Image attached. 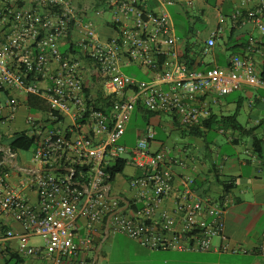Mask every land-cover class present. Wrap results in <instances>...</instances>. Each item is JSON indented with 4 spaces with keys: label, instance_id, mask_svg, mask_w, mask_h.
Wrapping results in <instances>:
<instances>
[{
    "label": "built area",
    "instance_id": "1",
    "mask_svg": "<svg viewBox=\"0 0 264 264\" xmlns=\"http://www.w3.org/2000/svg\"><path fill=\"white\" fill-rule=\"evenodd\" d=\"M195 2L107 0L89 7L78 0H0V264H88L86 253L109 217V230L151 249L206 252L220 238L219 251H250L227 242L225 216L235 196L201 195L189 175L176 184L174 168L185 161L152 149L153 126L135 145L121 143L139 103L190 128L208 120L220 98L264 88V40L252 39L224 67L215 60L198 66V54L213 53L223 36L222 25L204 41L200 29L190 35L199 53L189 64L169 6L194 11ZM107 11L115 35L102 38L96 19ZM225 18L220 12L223 25ZM230 20L232 29L249 22L264 35V0H241ZM131 65L149 77L123 72ZM93 79L114 100L109 113L88 95ZM31 94L57 115L29 113L16 125ZM16 133L34 138L30 151L9 145ZM21 153L30 154L26 165ZM120 157L139 171L129 180L134 195L125 197L127 207L112 191L108 170ZM34 237L42 243H32ZM253 251L264 255V241Z\"/></svg>",
    "mask_w": 264,
    "mask_h": 264
},
{
    "label": "crops",
    "instance_id": "2",
    "mask_svg": "<svg viewBox=\"0 0 264 264\" xmlns=\"http://www.w3.org/2000/svg\"><path fill=\"white\" fill-rule=\"evenodd\" d=\"M78 1L83 4H87L89 7H92L103 5L107 0ZM240 1L241 0H217L216 5L218 10L226 15V18H230L232 12L235 10ZM258 2L259 0H253V3ZM178 5L180 4H175L172 6ZM170 7L171 6H169V9ZM171 15L175 25L172 12ZM105 16H107L105 21L100 22L105 18ZM110 17L111 15L107 11L105 15L96 19V26L105 25L108 29V35L106 37H103L100 34L102 38H108L112 35H115V30L110 24ZM226 18L224 23L226 22ZM221 25L224 28V34L221 39L219 38L218 41L221 42L224 48L219 51L222 54L227 52L224 51L225 48H227V45H224V41L232 43L235 40L240 43L250 42L252 39H257L260 41L264 40V35L261 34L259 29L252 23L248 22L243 24L235 30L231 27H226V25H223V23H221ZM229 37H231L230 40ZM67 46L68 45H65L63 48L66 49ZM216 52L218 51L214 49L212 54L215 55ZM229 52V55L236 53L235 51ZM258 58H260V56H258ZM205 62L206 61L204 59H199L197 63L200 68H203L206 66ZM219 62L216 61L218 65H220ZM226 65L227 59L225 64L220 66L224 67ZM141 73L142 75H145L146 78L149 77V74L145 71H141ZM88 80H91V78ZM89 84L91 85V90H89L90 95L92 93L95 95V97H99L102 91L104 97V89L101 85L95 83L94 79L90 81ZM239 92L241 96H239L237 100H227V97L230 95L229 94L220 98L217 103L212 104V106H215L214 108H216L218 112H216L211 106V116L212 114H216L218 117H220L223 115H231L237 112L239 120L241 111H246L247 122L244 124L239 120L245 126L246 131L233 130L231 128L225 127L220 128L219 126L217 127L219 128V132L226 134L228 137V143H232L236 146L244 144V153L248 156L247 159H243L241 157L242 152H240V149L236 150L235 153H231L227 150H223L222 145H218L214 141H210L211 145H206L205 141L201 137L191 134H182V131L178 128L177 124L174 123V119L171 115L170 122H163L162 120L158 119L156 123H152V117L150 119L149 125L153 126L157 131L156 139L151 143V147L155 142L159 141L157 138L159 135V130L157 127L161 126L165 134L168 133V135H171L172 132L176 130L181 136L190 138V143L184 145V147L179 150L184 152L186 156L181 159L174 155V157L184 160L186 164L185 166L176 165L174 168L176 184H179L180 178L184 175L193 176L196 179L197 190L201 195H209L216 198L222 196L225 193L223 184H233V188L230 189V192L233 194V196H235V203L228 208L225 216V234L227 236V242L231 247L248 248L250 251L247 253L219 251L217 247L223 243V240L220 238H218V240H216V238L214 241L215 247L212 250L206 252L151 249L143 246L138 241L125 234L109 230L108 235L105 233V236L101 241L102 246L99 245L100 247L98 246L95 251V247L92 250L87 251V262L88 258L93 255L95 261L93 264H111L110 253H112L114 243L117 241L118 244H121L122 250L127 254H131L132 257H134L137 261L141 256H143L144 259L146 258V261H144L145 264H264V255L253 251L256 246L264 241V230H261L259 226L261 220L264 223V210L262 207L264 205V151L262 155L259 156L255 152L252 144V138L254 135L264 138V88L245 87ZM24 112H28L29 114V109L25 106V104L22 105L17 114L16 125H20L21 122L23 123V120L26 116H22L21 118L19 116ZM156 117L159 116L157 115ZM200 127L201 129H204L205 124H202ZM144 128L145 127L139 129L138 137ZM247 131H250L251 133H248ZM248 138L251 139L250 142ZM164 146V143H161L160 146H157L153 150L165 148ZM199 153H201L202 156L198 155ZM248 166H251L252 169H245V167ZM17 167L20 166H15L14 168L18 170ZM19 170H21V168ZM137 173H139L138 170ZM126 178L129 181L131 177L127 176ZM247 194L251 195L253 198L251 201L245 199ZM117 195L130 197L134 195V191H131L129 188L128 190L125 189V192L117 191ZM250 214L252 218L247 222L248 216ZM98 238H100V236L96 237V239ZM105 247H107L106 249H108V251L105 252V257L102 258L101 261H98L100 260V252L104 251ZM98 249L99 252L96 255V251Z\"/></svg>",
    "mask_w": 264,
    "mask_h": 264
},
{
    "label": "trees",
    "instance_id": "3",
    "mask_svg": "<svg viewBox=\"0 0 264 264\" xmlns=\"http://www.w3.org/2000/svg\"><path fill=\"white\" fill-rule=\"evenodd\" d=\"M101 1H106V0H101ZM216 2L217 0H196L194 10L197 12V14H193V9L185 8L186 10L184 14L188 21V29L184 36H179V35L178 36L181 41V45L183 48V52L185 54V58L189 62V64L192 66L195 65L196 55L197 53H199V50L197 48L198 46H195L193 48V46L190 45V39H189L190 35L194 34L198 30V28L196 27V23L199 22L203 26L202 28H199L200 33L198 35V39L201 41L206 40L212 34L213 31L217 30L221 26V23L219 22V14H218L219 10L217 8ZM209 10L213 11L212 13H210L214 18L212 22H210V18L208 15ZM230 38L231 37H229V40ZM218 40L219 38H217V44L215 46V49L217 51H220L221 49H224V48L221 42ZM248 44L249 42L239 43L238 41H235V40L232 43H229L228 41H224V45H227V48H225L224 51H235L236 53H243ZM127 68H136V71L141 72V69L134 65L124 67L123 69H127ZM143 76L145 78H139V79H147L145 75ZM89 93L90 92L88 90V94ZM109 99L110 97H103V93L101 91L99 97L96 98L95 100V104L98 108L104 110L106 113H109L111 110V105L114 101V100H109ZM27 104H28V108L30 112L36 113V112L42 111V112H46L47 114L57 115V113L50 108L48 102L45 99L41 98L40 96L33 95V94L29 95L27 98ZM157 115H160V113L148 110L147 108H145L139 103L137 104L132 116H135L137 119L138 118L142 119L144 121L145 127H147L150 124V119ZM171 116L174 119V123L177 124L178 128L182 131L181 132L182 134H191L197 137H201L205 141L206 145H211V142L208 138V132L212 130L215 124H217L220 128L225 127V128H231L233 130L246 131L245 126L238 120L237 112L231 115H223L220 117H218L216 114H212V116H210V118L203 123L205 124L204 129H201L200 126H193L190 128L184 127L179 123L177 116L175 115H171ZM248 133H251V132L249 131ZM252 144H253V148L255 152L259 156H261L264 151V138L254 135L252 138ZM9 145L13 149H21L23 151H30L34 145V138L26 135L25 133H16L10 136ZM126 166H127V159L120 157V158H117L113 162L112 166L108 167V170L112 173L111 182H114L116 180V177L118 174L124 172ZM54 167H57V166H54ZM56 173L64 174L66 173V171L64 169H59L58 171H56ZM223 187H224L225 192H228L230 191L231 188H233V184L225 183L223 184ZM138 207L139 205H136V207L134 208L137 209ZM106 220H107V217L105 218L104 222H106ZM104 231L105 230H102V232L99 234L100 238L95 239L94 251L98 248L103 237L105 236ZM88 263L89 264L95 263L93 255L88 258Z\"/></svg>",
    "mask_w": 264,
    "mask_h": 264
},
{
    "label": "rangeland",
    "instance_id": "4",
    "mask_svg": "<svg viewBox=\"0 0 264 264\" xmlns=\"http://www.w3.org/2000/svg\"><path fill=\"white\" fill-rule=\"evenodd\" d=\"M170 9H171V12L173 13V16H174V20H175V24H176V30H177L178 35L184 36L185 33L187 32V29H188V21H187L185 14H184L186 9L181 5L171 6ZM212 12H213L212 10H209L208 15L210 18V22H212L214 20L213 16L210 14ZM219 12L220 11H218V14H219ZM193 13L197 14V12L195 10L193 11ZM106 18H107V16H105V18L102 19L100 22H104ZM211 25H212V23H211ZM224 25H226V27H228V28L231 27V20L229 17L226 18V22L224 23ZM196 27L199 29V28H202L203 26L201 25V23L198 22V23H196ZM209 27H211V26H209ZM97 29L103 37H106L108 35L107 34L108 33L107 26L98 25ZM191 40L194 41L195 38H191ZM229 53L230 52L227 51L226 53L222 54L218 51V52H216L215 55H213L212 53L206 54V55L199 53L198 55H199L200 59H204L207 63H212L214 65V60L216 59L217 62L220 61L219 62L220 65H224ZM123 72L130 74V75H133V76H137V78H145L141 72L136 71V68L123 69ZM239 96H241L240 92L236 91L233 94H230L227 97V100H237L239 98ZM212 107L214 108L215 106H212ZM214 110L216 112H218L216 110V108H214ZM29 113L35 114L34 112H30V111H29ZM27 115H28V112H24V113H21L19 117L21 118L22 116L25 117ZM158 116L159 117L154 116L151 119L152 123H156L158 121V119L162 120L163 122H170L171 121V116L169 114L162 113ZM239 120L244 124L247 122L246 121L247 120V113L245 110L241 111L240 116H239ZM217 126L218 125H215L212 128V130H210L208 132L209 140L214 141L218 145L219 144L222 145L223 150H227L231 153H235L236 150L240 149L241 150L240 152H242L241 157L243 159H247L248 156L245 155V153H244V144L236 146V145H233L232 143H228V137L226 136V134L219 132V128ZM143 127H145L144 121L140 118L137 119L135 116H132L130 122L128 123L126 134L122 138L121 143L128 145V146L135 145L137 140H138V131H139V129H142ZM157 129L159 130V135L157 137L159 139V141H157L153 144L152 149H155L157 146H160L161 143H164V145H165L164 147H165L166 151L169 152V155H171V156L175 155L181 159L184 158L186 156V154L182 151H179V150L182 147H184V145H187L188 143H190L189 142L190 138L181 136L176 130H174L171 135H168V133L165 134V132H163L162 126L157 127ZM248 140H249V142L251 141V139H249V138H248ZM198 155L202 156L201 153H199ZM29 160H30V154L29 153H21L20 158H19V162L22 165H26ZM245 169L250 170V169H252V167L248 166V167H245ZM136 175H137V169L131 165H127L124 172L117 175L116 180L113 183L112 191L113 192L114 191L125 192V189L126 190L129 189V181L127 180L126 177L127 176L132 177V176H136ZM245 199L251 201V199H253V198L251 197V195L247 194ZM262 207L264 210V205ZM251 214L248 216L247 222L249 220H251V218H252ZM259 226H260L261 230H264V223L262 220H261ZM216 240H218V238ZM31 242L34 244H40V243H42V239L40 237H34L31 239ZM106 248L107 247H105L104 251L100 252V256H99L100 260H98V261H101L102 258L105 257V255H106L105 252L108 251V249H106ZM228 252L234 253L232 251H228ZM239 252H241V251H239ZM239 252H237V253H239ZM110 257H111L110 258L111 264H145L144 261H146L145 260L146 258L144 259L143 256L139 257L138 258L139 260L137 261L134 257H132L131 254L125 253L122 250L121 244L120 243L118 244L117 241H115V243H114V248H113L112 253H110Z\"/></svg>",
    "mask_w": 264,
    "mask_h": 264
},
{
    "label": "water",
    "instance_id": "5",
    "mask_svg": "<svg viewBox=\"0 0 264 264\" xmlns=\"http://www.w3.org/2000/svg\"><path fill=\"white\" fill-rule=\"evenodd\" d=\"M17 169L19 170L20 167H17ZM53 170H54V171H58L59 168H53ZM108 187L110 188V185H109ZM107 193H109V191H107ZM118 197H119L121 200L124 201L125 206L127 207V205L129 204L128 199H126V198L123 197V196H118ZM110 218H111V217L108 218V220H107V226H106V228H105V233H106V235H108V233H109L108 223H109V221H110ZM100 246H102V243H100ZM100 246H99V247H100ZM98 252H99V249L96 251V255H97Z\"/></svg>",
    "mask_w": 264,
    "mask_h": 264
}]
</instances>
